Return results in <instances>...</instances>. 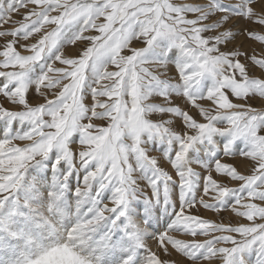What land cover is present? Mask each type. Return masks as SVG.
<instances>
[{
	"label": "snow or ice",
	"instance_id": "obj_1",
	"mask_svg": "<svg viewBox=\"0 0 264 264\" xmlns=\"http://www.w3.org/2000/svg\"><path fill=\"white\" fill-rule=\"evenodd\" d=\"M253 257L264 0H0V264Z\"/></svg>",
	"mask_w": 264,
	"mask_h": 264
},
{
	"label": "rangeland",
	"instance_id": "obj_2",
	"mask_svg": "<svg viewBox=\"0 0 264 264\" xmlns=\"http://www.w3.org/2000/svg\"><path fill=\"white\" fill-rule=\"evenodd\" d=\"M186 2H196V0H186ZM29 7H31V5H29ZM25 11H26L25 9H21V14L24 13ZM14 19L19 20L20 19V14H15L14 15ZM237 42L239 43V41H237ZM66 51L74 53L76 51V49H68ZM254 104L256 106H259L260 101L259 100L254 101ZM201 214L207 215V216H212L213 218H216L213 213L205 212L204 210H201ZM224 218H225V220L232 219V217L228 213H224ZM253 264H254V257H253Z\"/></svg>",
	"mask_w": 264,
	"mask_h": 264
}]
</instances>
